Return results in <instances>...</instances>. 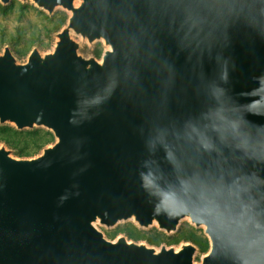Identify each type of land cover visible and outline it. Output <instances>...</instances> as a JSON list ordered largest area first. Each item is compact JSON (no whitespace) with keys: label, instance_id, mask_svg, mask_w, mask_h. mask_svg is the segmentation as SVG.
I'll list each match as a JSON object with an SVG mask.
<instances>
[{"label":"water","instance_id":"obj_1","mask_svg":"<svg viewBox=\"0 0 264 264\" xmlns=\"http://www.w3.org/2000/svg\"><path fill=\"white\" fill-rule=\"evenodd\" d=\"M31 2L70 16L51 52L0 53V125L55 138L28 159L0 144V264H264V0ZM183 219L200 262L95 226Z\"/></svg>","mask_w":264,"mask_h":264},{"label":"rangeland","instance_id":"obj_2","mask_svg":"<svg viewBox=\"0 0 264 264\" xmlns=\"http://www.w3.org/2000/svg\"><path fill=\"white\" fill-rule=\"evenodd\" d=\"M69 16L70 13L61 8H56L49 15L46 11L37 8L31 0H27L26 2L22 0H10L6 5L0 4V53L3 52L4 47L8 46L16 60L24 63L33 48H37L42 55L51 52L57 40L56 34L65 27ZM71 37L79 43L78 53L83 57H94L100 60L104 50L107 49L102 41H95L92 45H89L87 41H82L79 36L71 34ZM16 52H20L21 56L18 57ZM10 127L14 128L13 126ZM16 131L22 132L18 139L20 145L27 148V150L32 149V137H40L42 142H44V147L51 145L55 140L52 133L44 128ZM0 144L4 143L0 142ZM6 148L8 147L6 146ZM42 149L33 152L30 156H21L16 153H12V155L17 159H28L36 157ZM95 226L108 240L124 236L128 241L143 243L148 247L156 249H159L161 246L177 249L181 244L190 243L179 238L186 231H192L200 237L206 238L203 229L195 228L188 219L181 220L177 230L170 234H166L163 230L158 229L156 224L147 229L139 228L132 220L120 222L111 228L99 224ZM135 236L156 239L158 240V245H150L146 239L134 241L132 238ZM175 239H180L179 243H175ZM203 254L198 250V253L194 257V262H200Z\"/></svg>","mask_w":264,"mask_h":264},{"label":"trees","instance_id":"obj_3","mask_svg":"<svg viewBox=\"0 0 264 264\" xmlns=\"http://www.w3.org/2000/svg\"><path fill=\"white\" fill-rule=\"evenodd\" d=\"M16 54L18 55V57L21 56L20 52H16ZM21 133H22L21 131L20 132L16 131L14 128L10 127L9 125L8 126L1 125L0 142L4 143L8 148H10L12 150V153H16L21 156H30L33 152H36L37 150L42 149L44 147L43 144L44 142H42L40 137H32L31 139L32 149L27 150V148L22 147L18 139ZM179 238L194 244L198 248L200 253H206L209 248L208 240L206 238L200 237L199 235H197L192 231H186L182 233ZM132 239L134 241H137L139 239H146L150 245H154V246L158 245V240L152 238L135 236ZM180 239H175L174 242L179 243Z\"/></svg>","mask_w":264,"mask_h":264},{"label":"clouds","instance_id":"obj_4","mask_svg":"<svg viewBox=\"0 0 264 264\" xmlns=\"http://www.w3.org/2000/svg\"><path fill=\"white\" fill-rule=\"evenodd\" d=\"M144 179H145L144 186H145L146 188H151V187H153V181H152L150 178L145 177ZM150 194H152V195H158V196H159L158 206H157V208H156L157 211H160L161 209H162L163 211H165V212H169V211H170V208H169V206H168V204H167V202H166V199H165V195H163V194H159V193H157V192H155V191L151 192ZM193 195L196 196V199H197L198 201L202 199V197H200L198 193H195V192H194ZM195 210H196V211L205 212L206 214L210 215V216L212 217V219H213L214 221H216V222L219 224V221H218V218H217L216 214L213 213L212 211H210V210H209V207H207V205H205L204 208H199V207H197ZM201 227H206V225H201Z\"/></svg>","mask_w":264,"mask_h":264}]
</instances>
